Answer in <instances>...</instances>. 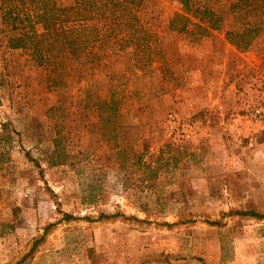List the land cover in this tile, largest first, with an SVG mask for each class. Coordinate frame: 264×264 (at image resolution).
Masks as SVG:
<instances>
[{
  "label": "rangeland",
  "instance_id": "1",
  "mask_svg": "<svg viewBox=\"0 0 264 264\" xmlns=\"http://www.w3.org/2000/svg\"><path fill=\"white\" fill-rule=\"evenodd\" d=\"M180 12L176 0L129 7L118 29L123 53L109 69L124 90L116 122L138 124L136 144L148 141L143 162L157 171L148 183L129 154L113 155L107 125L99 131L86 117L62 125L68 150L84 159L49 167L46 112L57 92L23 52L0 53L9 141L0 264H264V218L243 215L264 216V33L237 54L224 32L199 41L169 32ZM99 79L106 98L108 80ZM78 88L73 79L71 94Z\"/></svg>",
  "mask_w": 264,
  "mask_h": 264
},
{
  "label": "trees",
  "instance_id": "2",
  "mask_svg": "<svg viewBox=\"0 0 264 264\" xmlns=\"http://www.w3.org/2000/svg\"><path fill=\"white\" fill-rule=\"evenodd\" d=\"M176 1L181 12L169 20V32L182 33L194 41L214 38L213 33L224 32L225 41L237 54L250 50L256 38L264 33V0H235L228 6L213 0ZM141 2L0 0V53L23 52L32 64L45 70V87L58 95L57 103L46 112L53 130L52 149L45 159L49 167L71 164L74 157H79V161L84 159L82 154L77 157L68 150V132L63 131L62 125L70 118L77 122L78 118L86 117L93 119L92 126H98L99 131L107 125L105 132L110 135L108 144L113 155L129 154L132 164L143 170L142 183L151 182L157 176L151 162H143V154L149 151L147 139L143 137L141 144H136L134 135L139 132L138 124L116 122L124 90L114 84L120 78L119 72L114 77L117 70H109L117 65L123 53L118 30L123 14L129 7L139 8ZM230 20L232 25L227 26ZM6 75L8 66L4 64L0 68V86L5 83ZM100 76L108 80L106 98L95 91L101 85ZM73 79L79 87L76 94H71L69 89ZM7 130L6 123L0 124V163L4 149L9 146ZM243 215L264 218L252 212Z\"/></svg>",
  "mask_w": 264,
  "mask_h": 264
},
{
  "label": "built area",
  "instance_id": "3",
  "mask_svg": "<svg viewBox=\"0 0 264 264\" xmlns=\"http://www.w3.org/2000/svg\"><path fill=\"white\" fill-rule=\"evenodd\" d=\"M254 116H260V110H258V109L255 110V111H254Z\"/></svg>",
  "mask_w": 264,
  "mask_h": 264
}]
</instances>
